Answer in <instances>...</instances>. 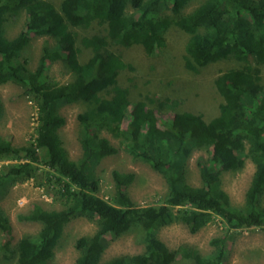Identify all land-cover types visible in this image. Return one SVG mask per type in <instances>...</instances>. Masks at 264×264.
I'll return each mask as SVG.
<instances>
[{
  "label": "trees",
  "instance_id": "obj_1",
  "mask_svg": "<svg viewBox=\"0 0 264 264\" xmlns=\"http://www.w3.org/2000/svg\"><path fill=\"white\" fill-rule=\"evenodd\" d=\"M190 1L59 0L56 6L54 0H0V85L21 86L37 108L32 141L16 146L0 135V159L14 160L0 167V201L16 183L33 180L38 187L51 188L62 204L59 209L33 205L20 218L41 226L15 244L11 222L0 205V264H53L66 224L83 215L96 218L97 228L75 239L79 254L74 264H100L107 236L130 230L141 232L143 250L103 264H225L236 232L264 229V0H200L186 10ZM21 12L26 16L23 28L7 36L5 22ZM93 22L103 30L81 36L79 47L72 28ZM172 26L188 35L186 69L196 73L229 57L241 63L213 79L220 103L210 119L200 112L176 110L159 125L158 113L175 108L169 99L140 96L119 82V74L131 66L112 47L140 45L146 55H153ZM43 35L53 44L43 46L31 69L24 49L32 36ZM82 48L89 52L83 62L78 57ZM56 60L66 62L70 80L59 83L47 75L46 65ZM71 103L84 104L76 116L81 148L77 159L70 158L58 133L65 124L61 107ZM3 111L0 98V118ZM103 130L162 175L168 192L160 204L136 205L128 192L134 174L116 169L111 171L112 195L99 196L96 166L117 152ZM194 151L207 153L197 159V186L186 178ZM246 159L254 171L243 204L233 205L221 176L239 171ZM215 217L223 231L209 239L208 252L189 244L170 249L156 234L173 222L195 233Z\"/></svg>",
  "mask_w": 264,
  "mask_h": 264
},
{
  "label": "rangeland",
  "instance_id": "obj_2",
  "mask_svg": "<svg viewBox=\"0 0 264 264\" xmlns=\"http://www.w3.org/2000/svg\"><path fill=\"white\" fill-rule=\"evenodd\" d=\"M56 6L59 0H54ZM200 0H191L186 10L196 6ZM26 16L21 12L14 19L5 22L6 35L14 36L24 26ZM78 34L76 44L80 47L79 38L103 30V26L93 22L87 28L73 27ZM103 32V31H102ZM188 35L176 27H169L164 34V44L156 49L153 55H146L140 45L129 47L113 46L112 49L120 54L131 68L124 69L118 76L119 82L130 85L132 90L148 94L154 98L169 99V104L163 112L158 113L159 125L171 118L176 110H192L200 112L203 118L210 119L218 112L220 98L213 87V79L228 68L238 67L240 62L229 57L198 68V72L185 68L184 46ZM49 36H32L23 54L28 58V66L33 69L38 62L44 45H52ZM89 52L81 50L80 61L87 58ZM46 73L59 83L72 78V72L65 61L56 60L46 65ZM262 82H264V63L261 66ZM105 94V93H104ZM0 98L3 103V113L0 118V135L11 141L13 145H24L32 141L37 125V108L35 102L24 93L21 86L8 82L0 85ZM173 108V109H172ZM84 109L82 103H71L61 107L60 112L65 117V124L58 133L70 158L77 159L81 154L78 140V112ZM125 121V119H124ZM101 134L117 148V152L104 157L96 166L100 180L99 196L109 199L114 191L111 178L113 169L132 172L134 179L128 187V192L138 206L160 204L168 192V186L162 175L152 169L147 163L132 157L121 144L120 139L109 131ZM207 156L203 151H194L187 163L186 178L192 185H199L197 159ZM14 160L0 159V167ZM254 171V165L246 159L244 166L237 172L222 173V187L228 193L233 205L244 202L245 190ZM264 203V197H263ZM45 209H59L62 204L53 196L52 189L38 187L33 180H26L13 185L5 198L0 201L2 209L12 225V240L16 241L24 235L35 234L40 223L21 219L33 205ZM98 220L90 216H79L66 224L62 238L55 249L53 264H74L79 252L74 248V241L81 235L91 234L97 228ZM223 223L217 217L208 222L195 233H190L180 222H173L156 231L157 236L170 248L175 249L181 244L197 247L202 252H208V241L212 236L221 234ZM107 246L102 254L100 264L114 256L134 254L143 250L140 231H129L116 237L107 236ZM140 237V238H139ZM3 235L0 233V241ZM225 264H264V229L246 228L236 232L229 242Z\"/></svg>",
  "mask_w": 264,
  "mask_h": 264
}]
</instances>
